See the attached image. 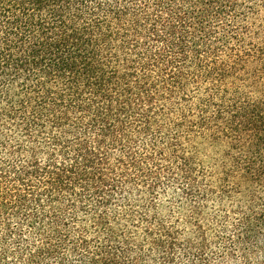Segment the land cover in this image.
<instances>
[{
  "label": "trees",
  "instance_id": "1",
  "mask_svg": "<svg viewBox=\"0 0 264 264\" xmlns=\"http://www.w3.org/2000/svg\"><path fill=\"white\" fill-rule=\"evenodd\" d=\"M0 264H264V0H0Z\"/></svg>",
  "mask_w": 264,
  "mask_h": 264
}]
</instances>
